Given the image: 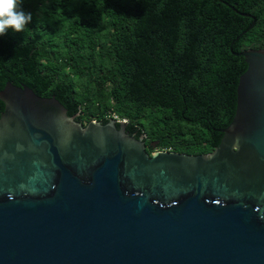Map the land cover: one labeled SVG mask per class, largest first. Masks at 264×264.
Wrapping results in <instances>:
<instances>
[{"label":"water","instance_id":"obj_1","mask_svg":"<svg viewBox=\"0 0 264 264\" xmlns=\"http://www.w3.org/2000/svg\"><path fill=\"white\" fill-rule=\"evenodd\" d=\"M234 54L232 116L198 154L4 82L0 264H264V42Z\"/></svg>","mask_w":264,"mask_h":264},{"label":"trees","instance_id":"obj_2","mask_svg":"<svg viewBox=\"0 0 264 264\" xmlns=\"http://www.w3.org/2000/svg\"><path fill=\"white\" fill-rule=\"evenodd\" d=\"M22 7L31 23L0 35V89L8 81L53 95L80 122L124 119L148 153L210 151L245 68L234 52L264 42V0H22Z\"/></svg>","mask_w":264,"mask_h":264},{"label":"clouds","instance_id":"obj_3","mask_svg":"<svg viewBox=\"0 0 264 264\" xmlns=\"http://www.w3.org/2000/svg\"><path fill=\"white\" fill-rule=\"evenodd\" d=\"M32 21V13L22 7V0H0V35L9 28L23 32Z\"/></svg>","mask_w":264,"mask_h":264},{"label":"built area","instance_id":"obj_4","mask_svg":"<svg viewBox=\"0 0 264 264\" xmlns=\"http://www.w3.org/2000/svg\"><path fill=\"white\" fill-rule=\"evenodd\" d=\"M111 117H114V118H116L114 115H113V116H111Z\"/></svg>","mask_w":264,"mask_h":264}]
</instances>
